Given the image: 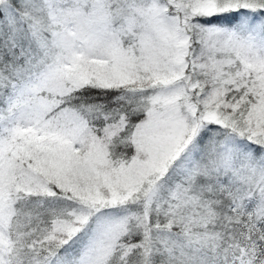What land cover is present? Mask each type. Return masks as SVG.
<instances>
[{
    "label": "snow or ice",
    "instance_id": "obj_1",
    "mask_svg": "<svg viewBox=\"0 0 264 264\" xmlns=\"http://www.w3.org/2000/svg\"><path fill=\"white\" fill-rule=\"evenodd\" d=\"M0 264H264V0H0Z\"/></svg>",
    "mask_w": 264,
    "mask_h": 264
}]
</instances>
